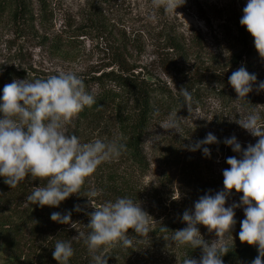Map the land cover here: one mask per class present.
<instances>
[{"label":"rangeland","instance_id":"374dc122","mask_svg":"<svg viewBox=\"0 0 264 264\" xmlns=\"http://www.w3.org/2000/svg\"><path fill=\"white\" fill-rule=\"evenodd\" d=\"M11 1L0 3L2 89L16 80L42 78L69 70L87 81L90 76L111 69L109 65L117 54L125 55L130 64L153 68L160 80L172 86L182 83L176 72L162 65L168 52L160 49L159 41L153 37L151 28L157 24H144L141 20L150 15L151 0H112V7L104 0H21L22 9L18 7V10ZM246 3L247 0H185L176 9L177 13L171 14L177 18L175 25L187 41L196 37L204 44L203 54L198 59L195 57V61L192 58L191 62L200 65L214 55H221L224 63L230 60L239 27L247 31L246 26L240 24ZM133 39L137 40L136 45ZM57 40L63 44L61 49L54 47ZM209 66L214 68L213 63ZM220 67L217 65V73ZM241 67L257 77L253 91L248 94L254 100L252 107L242 102L231 84L224 80L240 67L225 73L221 81L208 70L202 86L208 85L214 91L203 94L201 101L193 103L195 114L183 103L175 109H163L147 128L144 150L149 168L139 175L142 193L137 203L151 215V231L144 237L147 244L143 247L151 261L136 264H182V253L188 246H176L171 239L165 240L162 229L174 228L175 231L187 227L182 219L184 212H194V204L201 196L224 190L223 170L230 168L227 158H242V153L233 151L225 139L235 136L243 149L258 141V137L236 121L240 113L252 110L259 111L264 118V90L258 87L264 82V57L257 51ZM125 109L132 111L133 108L129 105ZM172 112L178 115L182 134L160 126ZM220 119L225 120L224 125H219ZM81 124L77 114L67 131L77 135L82 143L123 137L119 114L112 106L106 108L99 119L90 120L78 129ZM208 133L214 134L219 142L192 150L190 146L205 139ZM204 147L210 149V156L203 153ZM174 195L179 199H173ZM242 195L233 189L225 207L241 204ZM244 207L241 204L234 209L236 223L229 246L249 245L239 239L241 222L245 219ZM197 227L205 241L218 239L206 226L198 224ZM7 260L4 242L0 239V262Z\"/></svg>","mask_w":264,"mask_h":264},{"label":"clouds","instance_id":"9594fccd","mask_svg":"<svg viewBox=\"0 0 264 264\" xmlns=\"http://www.w3.org/2000/svg\"><path fill=\"white\" fill-rule=\"evenodd\" d=\"M151 3L153 8H162L166 14H173L185 0H151ZM240 24L246 26L254 37L260 56L264 57V0H247ZM256 80V75L244 67L232 72L228 78L239 99H245L253 91ZM220 86L218 84L217 88ZM258 87L264 90V82ZM172 90L174 94L179 91L189 112L194 113L192 93L186 87L179 90L174 87ZM94 103L95 96L86 90L83 77L70 70L5 85L0 102V176L5 178L4 182L15 188L28 176L45 181L26 197L28 202L40 207H58L72 194L80 193L86 178L94 174L102 163L118 159L127 151L123 137L82 143L77 135L68 133L73 118ZM236 122L259 139L246 149L235 136L225 139L233 151L242 153V158H227L230 168L223 170L224 190L215 195L201 196L194 204V212L188 210L183 214L182 219L188 226L171 231L170 237L164 236L176 246L202 249L199 260L185 256L182 264H224L222 257L230 251L231 230L236 223L234 209L241 204L245 206V219L241 222L239 239L258 246L259 255L252 264H264V118L259 111L252 110L240 113ZM160 126L181 133L176 112L170 113ZM218 142L214 134L208 133L205 139L190 147L196 150L202 145ZM203 153L211 155L207 147L203 148ZM233 189L243 193L241 204L225 207ZM97 195L94 190L87 195L94 209L88 213L90 222L87 227L90 231L87 235L79 232L78 237L84 238L92 264H108L100 250L117 244L126 249L134 247L129 229L134 230L138 237L148 236L151 215L131 197L96 203L94 198ZM173 199H179V196L174 195ZM80 210L77 205L76 211ZM51 219L62 224L71 223L75 228L71 211L66 215L54 212ZM198 224L206 226L209 232L214 231L218 239L205 241ZM168 230L167 227L162 229L165 233ZM73 255L70 241L56 240L53 257L59 264H69Z\"/></svg>","mask_w":264,"mask_h":264},{"label":"trees","instance_id":"16d2710c","mask_svg":"<svg viewBox=\"0 0 264 264\" xmlns=\"http://www.w3.org/2000/svg\"><path fill=\"white\" fill-rule=\"evenodd\" d=\"M104 1L112 7V0ZM0 3H8V0H0ZM11 3L16 4L17 10L22 9L21 0H12ZM92 8H95L96 15L95 4ZM150 11V15L147 18L142 17L141 20L144 24H157L151 28L154 30L153 37L159 41L160 49L163 51L167 49L166 53L168 52L167 59L162 65L168 71L176 72L182 83H174L172 86L160 80L153 68L148 69L142 64H130L123 54H117V57L113 58L109 65L112 66L111 69L102 70L99 74L90 76L87 81L84 80L86 90L95 96V103L78 113L79 121L85 124L90 120L99 119L106 108L115 107L119 114L123 142L127 144V151L118 159L102 163L94 174L86 178L80 193L72 194L58 207H40L27 201L26 197L34 187L45 181L28 176L15 188H11L4 182L5 178L0 176V239L4 242V255L8 258L5 263L0 264H59L53 257L56 240L71 242L74 255L70 258L69 264H92L84 238L78 237L79 232L87 235L90 231L87 227L90 222L88 213L94 209L90 206L88 193L93 190L98 193L94 198L96 203L115 201L116 198L123 196L131 197L138 202L142 193L139 175L144 174L149 168L144 150L147 128L163 109H175L185 103L179 91L174 94L172 89L186 87L192 93L193 103L201 101L203 94H211L214 91L208 85L202 86L205 84L203 80L208 70L216 75L217 81H221V77L226 76L225 73L247 64L258 51L254 37L239 27V34L233 43V52L228 62L224 63L221 55H214L208 62L198 65L191 62V59L194 58L195 61V57L198 59L203 54L204 44L196 37L187 41L185 35L179 33L175 25L178 24L177 18L166 14L164 9H155L151 6ZM149 17L154 18L151 20ZM133 42L136 45L137 40L133 39ZM62 45L60 40H57L54 47L61 49ZM211 63L214 64V68L209 66ZM217 65L221 66L218 73ZM228 78L226 76L224 80L228 81ZM2 96L3 89L0 88V102ZM241 100L247 106L252 107L254 104L253 98L249 95ZM129 105L133 108L132 111L125 109ZM221 121L219 125H224L225 120ZM77 205L80 211H76ZM69 211L75 228L71 223L62 224L51 219L54 212L66 215ZM168 229L167 233L162 231L164 235H171V231H174V228ZM129 236L133 239L132 248L126 249L117 244L100 250L108 264L151 261L150 254L143 249L147 244L145 238L138 237L132 229H129ZM229 250L222 257L224 264H252L259 255L258 246L255 245L229 246ZM185 256L199 260L202 249H192L188 246L182 253V261Z\"/></svg>","mask_w":264,"mask_h":264}]
</instances>
